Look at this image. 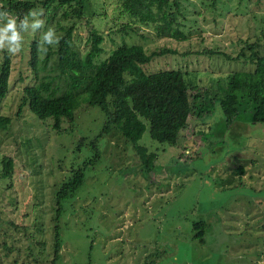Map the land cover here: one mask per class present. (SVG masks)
Wrapping results in <instances>:
<instances>
[{
    "label": "rangeland",
    "instance_id": "rangeland-1",
    "mask_svg": "<svg viewBox=\"0 0 264 264\" xmlns=\"http://www.w3.org/2000/svg\"><path fill=\"white\" fill-rule=\"evenodd\" d=\"M118 2L86 0L73 44L84 52L94 27L103 37L95 62L120 42L145 52L174 49L141 67L185 71L193 110L180 140H154L146 125L137 140L155 153L146 165L116 129L101 132L103 111L84 108L81 96L59 130L26 105L16 116L22 87L34 81L28 45L42 36L25 34L23 51L10 55L0 98V111L11 115L0 128V153L14 164L10 177L0 179V264H264V121L226 124L217 102L202 116L194 112L203 93L220 94L231 71L251 67L234 57L237 39L263 38L264 0H176L178 37L156 36L149 25L128 27L134 22L118 13ZM57 81L59 92L63 77ZM94 150L55 218V189ZM55 224L59 247L50 263Z\"/></svg>",
    "mask_w": 264,
    "mask_h": 264
},
{
    "label": "trees",
    "instance_id": "trees-1",
    "mask_svg": "<svg viewBox=\"0 0 264 264\" xmlns=\"http://www.w3.org/2000/svg\"><path fill=\"white\" fill-rule=\"evenodd\" d=\"M85 2L86 0H0L3 10L20 17L31 9H42L45 29L40 33L43 35V31L52 27L60 37L59 45L49 47L46 56L39 51L42 36H35L29 42L27 62L34 81L22 87L15 115H19L22 106L26 105L39 119L51 117L52 127L59 130L62 118H72L73 109L81 96L84 108L98 106L103 111L105 119L101 132L112 127L116 129L130 142L141 162L150 165L155 153L147 145L137 142L145 126L147 125L150 138L176 145L180 140V130L186 126L187 118L193 110L183 77L185 71L179 68L145 71L141 67L142 63L149 61L154 55L173 52L174 49L158 48L145 52L140 44L125 42L118 43L104 58L95 62L94 57L102 50L103 37L94 27L89 28L87 49L79 53L73 44L72 30L75 22L84 17ZM118 13H125L132 19L134 25H129L130 28L149 25L159 37H178L177 35L182 34L176 27L179 13L176 0H119ZM84 22L89 24V20ZM121 29H125V23L120 24L118 31ZM262 37L260 39L256 35L252 40L237 39L242 44L234 57L251 67L231 71L220 94L203 93L200 96V109L194 111L196 117L212 111L217 102L226 124L232 121H264V33ZM1 56L0 98H3L8 89L11 58L7 52ZM46 70L47 72L41 73ZM60 77H63L65 88L58 92L60 87L57 79ZM10 116L0 111V128L7 127ZM95 140L96 137L93 138ZM92 146L95 149V143ZM96 156L97 150H94L55 189V218L60 211L59 201L70 195L82 182V168ZM13 168L12 157L0 153V179L9 178ZM236 171L241 173L242 166L238 165ZM4 183L8 185L6 181ZM54 229L53 257L49 260L50 263L55 259L59 247L56 224Z\"/></svg>",
    "mask_w": 264,
    "mask_h": 264
},
{
    "label": "clouds",
    "instance_id": "clouds-1",
    "mask_svg": "<svg viewBox=\"0 0 264 264\" xmlns=\"http://www.w3.org/2000/svg\"><path fill=\"white\" fill-rule=\"evenodd\" d=\"M43 16L42 9H31L25 16L20 17L3 10V5H0V54L4 52L12 56L20 54L24 48L25 34L31 33L35 36L45 29ZM59 42L60 37L57 36L56 30L48 27L43 31L42 39L39 42L40 53L46 56L49 47L58 46Z\"/></svg>",
    "mask_w": 264,
    "mask_h": 264
}]
</instances>
